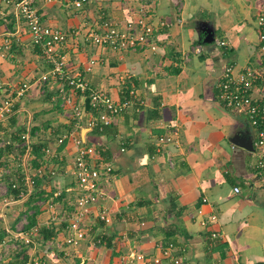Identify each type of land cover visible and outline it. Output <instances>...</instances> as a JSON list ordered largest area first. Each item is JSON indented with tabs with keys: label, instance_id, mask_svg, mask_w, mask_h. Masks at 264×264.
Returning <instances> with one entry per match:
<instances>
[{
	"label": "crops",
	"instance_id": "obj_1",
	"mask_svg": "<svg viewBox=\"0 0 264 264\" xmlns=\"http://www.w3.org/2000/svg\"><path fill=\"white\" fill-rule=\"evenodd\" d=\"M74 2L36 1L42 20L68 33L61 50L68 74L79 72L91 88L116 99L133 87L142 103L114 116L101 132L75 128L70 110L57 98V82H39L50 64L36 53L22 28L16 49L6 58L0 57V80L29 86L16 100L15 122L4 121L11 127L2 136L13 139L28 127L35 129V141L50 148V167L57 173L41 180L25 204L4 208L0 201V249L10 241L19 246L5 231L16 228L13 221L20 215L10 212L12 207L27 211L47 195L52 208L37 205L27 213L36 209L35 224L54 229L56 234L47 241L39 234L28 245L27 259L37 253L40 257L43 247L51 257L68 261L73 257L78 264H151L153 256L161 257L163 264H174L160 249L172 241L182 255L180 264H264V179L254 168L256 132L244 113L225 108L217 98L224 66L231 64L239 72L260 64L255 20L264 12V0H84L81 7ZM140 6L150 10L153 24L166 23L154 32L155 50L143 47L119 52L86 44L73 34L93 28L105 18L124 27L128 18L138 17ZM10 21L14 22L12 29L8 28ZM13 29L12 9L0 0V32ZM216 40L226 45L220 46ZM90 57L100 62L85 72ZM74 98L87 107L83 96ZM30 99L35 100L31 108L27 107ZM174 126H178L179 143L157 151V136ZM74 128L76 136L94 148L95 162L111 163L114 168L110 174L94 171L103 191L97 206L108 210L112 222L101 225L95 211L87 216L81 225L79 247L64 243L66 218L72 210L66 204L75 198L71 171L76 146L72 140L55 144L57 136ZM11 157H15L13 153L6 158ZM235 186L240 188L238 193ZM58 202L66 205L64 210L59 208L64 219L53 214ZM213 232L220 236L212 237ZM84 235L93 242L106 236L111 244L84 242L88 239L83 240ZM23 247L16 248L12 260H2L0 254V262L19 264L17 252ZM131 250L147 259H128Z\"/></svg>",
	"mask_w": 264,
	"mask_h": 264
},
{
	"label": "built area",
	"instance_id": "obj_2",
	"mask_svg": "<svg viewBox=\"0 0 264 264\" xmlns=\"http://www.w3.org/2000/svg\"><path fill=\"white\" fill-rule=\"evenodd\" d=\"M5 7H10L15 20V29L0 32V57L6 58L12 52V46L19 42L22 28L27 31L30 43L38 47L43 53L46 62L50 64L49 69L42 73L39 82L48 84L57 82V98L60 105L68 108L71 112L73 126L78 128L83 126L96 131H103L110 126L112 118L125 112L132 105L142 103L135 89L131 87L126 96L116 99L108 92L91 88L82 74L76 72L68 74L66 69V58L62 53V48L68 41V33L58 27L46 24L42 20V15L36 5L37 0H1ZM51 1V0H44ZM84 0H75L74 5L81 7ZM149 12L144 6L138 8V17L128 18L124 27L111 21L110 18L102 19L95 27L88 30H75L74 35L80 36L86 44L109 48L114 51H128L149 47L155 50L156 46L152 40L154 32L166 26L164 21H159L156 25L149 19ZM256 28L258 31V51L260 64L258 66H248L239 72H235L231 64L224 66L221 79L218 83L217 98L225 108L244 113L250 125L255 129V140L253 142L256 161L254 168L258 176L264 179V12L256 16ZM220 46L226 45L225 41L216 40ZM100 61L96 57H90L84 67L85 72L92 71L93 67ZM27 82H20L18 85L10 81L0 80V124L7 121L18 110L16 100L19 99L28 89ZM45 92V88H42ZM80 94L87 99V107L74 96ZM75 128L63 132L55 139V144L60 146L66 140H72L76 146L71 174L75 181V198L72 210L66 218L67 236L64 242L67 245H75L81 236V225L94 211L98 221L104 224L112 222V217L108 210L103 206H97L99 199L103 195L102 189L94 178L95 168L105 174L113 171L111 163L97 164L96 152L92 146L86 145L79 136L75 134ZM34 132L31 128H26L21 134L22 145L25 146L24 153L19 159L18 166L20 173L15 180L11 181L10 186L5 190L0 187L1 205L5 208L12 204H24L37 189V177L44 175H54L55 171L47 167L50 148H43L44 157L36 167L31 166L29 160L32 158L31 144L34 142ZM10 139L1 138L0 147L8 144ZM178 126H174L168 132L160 134L156 138V150L162 149L167 144L177 145ZM94 160V161H93ZM172 164V161L169 162ZM97 165V166H96ZM98 171V170H97ZM10 173L9 167L5 163H0V178ZM240 188L234 187V192L238 193ZM40 203V202H39ZM41 206V205H40ZM48 208L53 204L48 201ZM32 212L29 213V215ZM27 215L23 214L19 220L20 224L11 231L5 228L7 234L23 245L28 246L34 243L39 235V224L27 226ZM215 219V216L211 217ZM212 237H219L220 234L213 232ZM3 241H1V244ZM175 244L168 242L160 246L164 257L173 260L174 264H180L182 255L175 250ZM128 259L145 261L146 255L131 250ZM124 259H126L124 257ZM151 264H163L162 258L153 256L150 258ZM25 264H43L37 257L28 258Z\"/></svg>",
	"mask_w": 264,
	"mask_h": 264
},
{
	"label": "rangeland",
	"instance_id": "obj_3",
	"mask_svg": "<svg viewBox=\"0 0 264 264\" xmlns=\"http://www.w3.org/2000/svg\"><path fill=\"white\" fill-rule=\"evenodd\" d=\"M9 56V55H8ZM11 60H13L14 58L13 57H9ZM25 65V64H24ZM32 70V69H31ZM30 70V71H31ZM23 71V68L21 69V72ZM30 71H28V73L30 72ZM34 71V70H33ZM27 73V74H28ZM19 74V73H18ZM18 80H19V78H17ZM24 79V78H23ZM0 98H1V95H0ZM32 100V101H31ZM30 101L31 102H28L29 104L27 105V107L29 106L30 108H31V105H33L34 103H35V100L34 99H30ZM27 104V103H26ZM32 108H35V107H32ZM39 115V113H37V116ZM71 115V114H70ZM26 120V119H25ZM37 122H41L40 120L39 121H37ZM38 129H43V128H40V127H38ZM32 132H35V131H32ZM38 133V132H37ZM40 134L42 133V135H45V133H43V132H39ZM36 135H38V134H36ZM40 136H38L37 138H39ZM34 141H35V138H34ZM19 152V150L18 149H16V148H14L13 149V154H14V156L15 157H11V159H4L3 160V163H5L8 167H9V170H10V173L9 174H7V175H5V176H3L2 178H0V187H1V189H2V192H3V190H5V187L6 186H8V184L9 183H11V181H13V180H15V178H16V175L17 174H19L20 173V167L18 166V163L20 162L19 160H18V158H17V153ZM44 157V156H43ZM51 157H49L48 158V162H47V167L48 168H51L50 166L51 165H53V163H51ZM55 171V170H54ZM57 172L55 171V173L54 174H56ZM45 176V177H44ZM44 176H40V177H37V179H39V180H43V179H49L50 177H53L54 175H44ZM49 198H50V196H41L40 197V200H38V199H36V200H38L39 202H37V203H32L29 207L30 208H32V206H40V205H43V206H45V204L47 205V202H48V200H49ZM0 199H2V198H0ZM1 201V200H0ZM53 201H54V199H53ZM50 202H52V200L50 199ZM73 202H74V200H73V198H71V200H70V203H68V204H66V205H72L73 204ZM25 204V203H24ZM21 205V204H20ZM65 205V206H66ZM56 208H55V211H54V215H56L58 218H60V219H64V215H62V212H60L59 213V210L61 209V207H63L62 209L64 210V209H66V207L65 206H62V204H61V202H58L57 204H56ZM29 207L27 208V211L29 210ZM60 208V209H59ZM26 209V208H25ZM25 209H23L22 211H20V210H18L17 208H15V207H12V209L10 210V212H13L14 214H15V216H16V214L18 213V212H20V215H19V217L17 218V219H15L13 222H14V224H20L19 222V220L18 219H21V217H22V213L25 211ZM27 211H25V213H27ZM33 212V211H32ZM27 214H29V213H27ZM26 214V215H27ZM53 215V216H54ZM29 216L30 215H28V218H29ZM27 218V221L29 222V219ZM51 220V219H50ZM48 221H49V219H48ZM15 226V225H14ZM16 227V226H15ZM15 229V228H14ZM66 236H67V232H66V229H65V234H64V238H66ZM63 238V239H64ZM88 238V239H87ZM82 239L83 240H85V239H87L86 241H84V242H88V240H90L91 239V237L89 238L88 236H86V235H84L83 237H82ZM19 242L17 243L19 246H17L16 244H15V242H9V243H7L6 245H9V246H6L5 244H3L4 245V247H3V249H0V254H2V256H3V258L4 259H2V260H12L13 258H12V256H13V254H16L15 253V251L19 248V247H22L23 246V244H22V242L20 241V240H18ZM13 243V244H12ZM65 243V242H64ZM90 243L92 244V243H94V244H96V245H98L99 243H97V242H93V241H91L90 240ZM66 244V243H65ZM85 244V243H84ZM72 247H75V246H77V247H79L80 246V241H78V243L77 244H75V245H71ZM17 248V249H16ZM47 251H49V250H47V249H45V248H43L42 247V250L40 249L39 250V252H40V257L38 256V253H37V256H35L36 254H34L33 255V257H37V258H39V260H41L42 262H43V264H78V263H74V261H73V257L71 258V259H69V261L68 260H61L62 258H57V255L55 256V257H51V253L50 252H47ZM11 258V259H10ZM4 262V261H3ZM3 262L1 261L0 262V264H3ZM6 262V261H5ZM6 264V263H5Z\"/></svg>",
	"mask_w": 264,
	"mask_h": 264
},
{
	"label": "trees",
	"instance_id": "obj_4",
	"mask_svg": "<svg viewBox=\"0 0 264 264\" xmlns=\"http://www.w3.org/2000/svg\"><path fill=\"white\" fill-rule=\"evenodd\" d=\"M13 25H14L13 21L8 22V28L9 29H12ZM15 49H16V46L15 45L12 46L11 50L14 51ZM35 51H36V53L38 55L43 57V53L40 51V49L38 47H36ZM10 120H11L10 121L11 124H13L15 122L14 119H13V116L10 117ZM10 127H11V125L7 126V125H4L3 123L0 124V140L2 138V135L5 132H8V129ZM34 130L35 129H31V131H34ZM13 141H16V143L13 144ZM45 147H46V145L42 141H34L31 144L32 158L29 160V163H30L31 166L36 167L37 165H39V161L42 160L43 156H44V152H43L42 149L45 148ZM14 148L19 150V152L17 153L18 160H19L20 157L22 156V154L24 153V150H25V146L22 145V140L20 139V135H17L13 139H10V142L8 144H5L3 147H0V163H3V160L6 159L8 154L13 153V149ZM40 182H41V180L37 179V183H36L37 187L39 186ZM8 186H10V183L8 184ZM32 200H33V198H32ZM32 200H29V203H31ZM32 208H34V207L32 206ZM36 212H37V210L35 209L30 214V216L28 218L29 222H28L27 226H32V225H34L36 223V220H35ZM100 223H101V225H104L103 222H100ZM39 234L42 237L43 241H47V240L51 239V237L54 236L56 234V232L54 231V229H48V228H45V227H41L40 230H39ZM2 237H3V233H0V241H1ZM94 241L97 242V243H102L104 241L108 245L111 244V240L108 237H106V236L96 237L94 239ZM168 242H172V241H167V242H165V244L168 243ZM27 256H28V246L23 247L21 249V251L17 252V257L20 259L19 260V264H25V262L27 260ZM8 264H12V263H8Z\"/></svg>",
	"mask_w": 264,
	"mask_h": 264
},
{
	"label": "water",
	"instance_id": "obj_5",
	"mask_svg": "<svg viewBox=\"0 0 264 264\" xmlns=\"http://www.w3.org/2000/svg\"><path fill=\"white\" fill-rule=\"evenodd\" d=\"M207 42H208V40H207ZM251 145H252V142H251ZM251 150H253V147H251Z\"/></svg>",
	"mask_w": 264,
	"mask_h": 264
}]
</instances>
